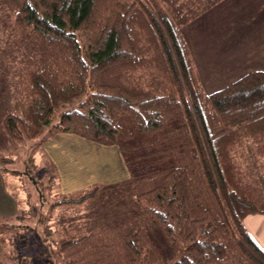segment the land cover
<instances>
[{"label": "trees", "instance_id": "obj_1", "mask_svg": "<svg viewBox=\"0 0 264 264\" xmlns=\"http://www.w3.org/2000/svg\"><path fill=\"white\" fill-rule=\"evenodd\" d=\"M219 1L7 0L13 27L45 50L3 119L7 136L119 145L137 201L172 243H188L169 263L145 223L126 220L55 241L61 264H264L245 225L264 214L246 182L264 172V70L207 92L182 31ZM104 191L96 183L52 205L93 206Z\"/></svg>", "mask_w": 264, "mask_h": 264}, {"label": "rangeland", "instance_id": "obj_2", "mask_svg": "<svg viewBox=\"0 0 264 264\" xmlns=\"http://www.w3.org/2000/svg\"><path fill=\"white\" fill-rule=\"evenodd\" d=\"M12 10L14 11L7 0H0V156L10 159L3 168L6 172L15 174L16 177L13 175L14 189L24 202L29 203L28 212L31 216L27 221L29 228L25 225L17 230L21 234L20 237H17V241H14L18 257L24 264H61L55 241L65 236L63 232L78 236L93 230L117 226L126 220H138L145 223L148 233L169 263L181 259L186 254L188 243L183 240L172 243L160 225L152 219L148 209L145 208L146 202L137 201L133 191L134 176L128 181L123 179L118 184L114 182L115 184L111 183V185L105 186L99 204L81 205L74 208L59 206L60 210L54 208L52 204L59 200L60 197L57 194L60 192L57 183L50 177L55 176L52 172L51 160L44 153L42 147L35 144L36 141L11 140L3 125L5 115L15 111L16 103L20 102L23 92V77L27 68L42 63L45 53V50L37 42L31 40L30 34L19 33L13 27L11 23ZM236 78H230L228 82H221L212 87L206 85L205 88L207 91L213 92L228 85ZM94 142L97 143V141ZM117 146L113 145L111 149H115L117 152ZM98 153L105 154L102 151ZM98 153L95 151L92 155L88 154V158L85 156L81 158V165L93 172H101L99 169L103 164L98 165L102 159L107 157ZM111 162L113 166V160ZM263 173L251 172V178L246 180L248 184L251 183L250 186L254 185L251 188L262 207H264ZM96 177L99 176L96 175L93 179ZM254 182L261 184L258 185ZM69 209L73 214L71 221L61 215H65L69 212L65 210ZM41 219L42 222L47 221L45 225L42 224L43 226ZM54 219L59 222V229L63 227L62 224L70 223L71 225L62 232H57L56 227V229L54 228L55 234L48 236L45 230L46 226H52ZM46 253L50 254L52 258L45 256Z\"/></svg>", "mask_w": 264, "mask_h": 264}, {"label": "crops", "instance_id": "obj_3", "mask_svg": "<svg viewBox=\"0 0 264 264\" xmlns=\"http://www.w3.org/2000/svg\"><path fill=\"white\" fill-rule=\"evenodd\" d=\"M182 31L204 87L228 82L230 78L238 79L253 70H264V0H220L203 15L188 23ZM99 143L77 134L58 132L41 146L52 162V172L56 176L54 177L61 194L82 190L96 183L104 186L114 182L118 184L123 179L128 181L133 177L120 146H117L118 149L115 147L116 152L115 149H111L113 145L105 146ZM95 151L97 153L102 151L105 154H98L107 157L98 165L103 164L99 169L101 172H93L90 169L89 171L80 163L81 158L84 156L88 158L87 155H92ZM13 175L15 176L13 172H6L3 167L0 169V217L11 219L7 225L0 227V261L8 264H24L16 254L18 250L16 251L14 241H17V237L21 235L17 231L19 227L26 225L25 227L29 228L27 221L31 216L28 212L29 203L24 202L14 189ZM94 175L100 178L93 179ZM250 184L247 183V186H254ZM54 208L60 210L59 206ZM65 211L69 212L61 215L71 221L72 210ZM23 213L24 218H17ZM24 222L27 224H23ZM45 222L47 221L42 222L41 225H45ZM53 223L52 226H48L52 235L56 230L62 232L71 225L62 224L60 230L59 222L54 219ZM245 225L264 248V214L247 216ZM63 233L72 237L69 232Z\"/></svg>", "mask_w": 264, "mask_h": 264}]
</instances>
